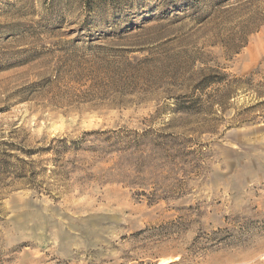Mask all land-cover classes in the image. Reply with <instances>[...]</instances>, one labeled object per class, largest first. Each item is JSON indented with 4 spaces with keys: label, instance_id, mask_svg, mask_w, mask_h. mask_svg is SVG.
<instances>
[{
    "label": "rangeland",
    "instance_id": "rangeland-1",
    "mask_svg": "<svg viewBox=\"0 0 264 264\" xmlns=\"http://www.w3.org/2000/svg\"><path fill=\"white\" fill-rule=\"evenodd\" d=\"M0 264H264V0H0Z\"/></svg>",
    "mask_w": 264,
    "mask_h": 264
}]
</instances>
